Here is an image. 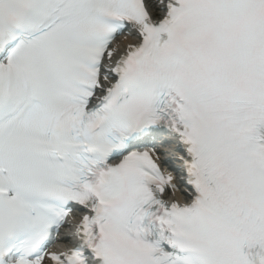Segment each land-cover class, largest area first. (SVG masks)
Returning a JSON list of instances; mask_svg holds the SVG:
<instances>
[{
    "label": "snow or ice",
    "instance_id": "6c2138e0",
    "mask_svg": "<svg viewBox=\"0 0 264 264\" xmlns=\"http://www.w3.org/2000/svg\"><path fill=\"white\" fill-rule=\"evenodd\" d=\"M0 264H264V0H0Z\"/></svg>",
    "mask_w": 264,
    "mask_h": 264
}]
</instances>
